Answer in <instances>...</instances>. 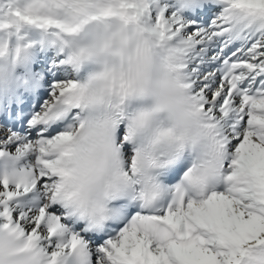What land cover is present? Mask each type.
<instances>
[{"label": "snow or ice", "instance_id": "obj_1", "mask_svg": "<svg viewBox=\"0 0 264 264\" xmlns=\"http://www.w3.org/2000/svg\"><path fill=\"white\" fill-rule=\"evenodd\" d=\"M0 264H264V0H0Z\"/></svg>", "mask_w": 264, "mask_h": 264}]
</instances>
